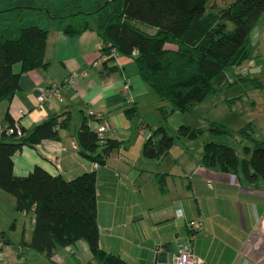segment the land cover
Returning a JSON list of instances; mask_svg holds the SVG:
<instances>
[{"label": "crops", "instance_id": "crops-1", "mask_svg": "<svg viewBox=\"0 0 264 264\" xmlns=\"http://www.w3.org/2000/svg\"><path fill=\"white\" fill-rule=\"evenodd\" d=\"M1 3L2 25L4 15L21 8L9 9ZM20 26L12 24L9 34L16 35ZM62 28L48 27L45 58L49 65L22 73L19 90L11 99L0 101V124L6 126L10 120L30 131L57 117L67 119L68 126L59 129L58 140L24 146L13 157L14 174L27 176L40 166L51 175L71 180L94 170L99 244L131 264H173V253L189 235L188 222L193 219L202 222L194 248L203 264H264L263 182L243 183L232 173L204 167L200 163L203 150L200 157L194 156L189 141H183L185 149L180 146L178 155L173 145L166 157H145L143 144L156 128L142 118L135 123L126 117L140 118L143 97L152 92L133 58L116 55L109 60L94 27L74 36ZM251 57L249 78L259 80V89L253 87L250 99L244 100L253 82L239 77L224 91L235 87L234 96L226 95L223 101L236 98L235 109H248L245 114L250 117L244 126L249 124L257 139L260 132L264 135V14L252 36ZM112 67L116 69L109 71ZM13 70L19 73L20 65ZM54 87L55 94L50 92ZM44 92L50 94L40 102ZM131 107L135 112L127 114ZM104 121L111 126L105 137L117 140L119 147L94 169L93 162L81 154L77 134L83 122L96 130ZM133 146L137 152L130 149ZM33 219V213L16 210L15 198L0 188V264H95L83 240L58 248L51 259L29 248Z\"/></svg>", "mask_w": 264, "mask_h": 264}, {"label": "trees", "instance_id": "trees-1", "mask_svg": "<svg viewBox=\"0 0 264 264\" xmlns=\"http://www.w3.org/2000/svg\"><path fill=\"white\" fill-rule=\"evenodd\" d=\"M90 1L89 11L79 9L76 13L96 14V24L85 22L79 28L68 24L63 26V32L74 36L94 27L103 43L102 52L111 56L109 60L116 55L133 58L139 76L159 99L169 101L173 110L182 112H192L197 104L239 79L236 76L232 82L229 71L251 58L252 34L264 14V0ZM14 7L24 8L10 9ZM62 17L52 15V19ZM48 33V27L33 24L21 25L15 37L0 35V101L11 99L19 90L22 73L49 65L45 58ZM135 50L137 54L133 55ZM17 64L19 73L13 70ZM240 79L255 81L249 77ZM131 111L135 112V108L126 109L127 114ZM14 124L10 120L6 126L0 124V188L15 198L16 210L34 214V229L27 246L51 259L58 248L83 240L95 264H131L99 244L94 170L71 180L51 175L40 166L27 176L14 174L13 157L24 146L58 140L59 129L66 128L68 120L52 117L30 131L21 127L20 136L16 132L8 133ZM211 124L217 126L210 128L217 135L244 133L253 144L244 146L245 156L241 158L230 144L207 141L203 144L200 163L209 169L232 173L243 183L264 184V141L253 137L250 125L233 131L217 122ZM179 133L195 139L202 130L181 125ZM77 141L81 154L99 165H104L111 152L119 147L117 140L107 139L105 135L101 145L96 130L86 122L78 131ZM174 143V137L159 126L149 132L142 153L147 158L160 159L170 154ZM162 186L160 183L161 189Z\"/></svg>", "mask_w": 264, "mask_h": 264}, {"label": "rangeland", "instance_id": "rangeland-1", "mask_svg": "<svg viewBox=\"0 0 264 264\" xmlns=\"http://www.w3.org/2000/svg\"><path fill=\"white\" fill-rule=\"evenodd\" d=\"M219 3V1H218ZM1 5L11 8L12 6H21L24 8L11 10L9 14L4 15L3 21L0 24V30H3V35L9 37H15L16 35H10L9 31L14 23H20L22 26H30L33 24H41L45 27L49 26H65L68 24H73L75 27H81L85 22H88L90 25L94 26L96 24L97 16L96 14H86L76 13L77 10L89 11L91 9L92 3L90 0H16L15 2L2 1ZM34 6L39 7V10L29 9L28 7ZM18 10H21L18 12ZM23 10V11H22ZM73 13H76L73 15ZM53 16L62 15V18L52 19ZM144 29L149 31L152 28L147 26H142ZM254 33V32H253ZM253 36V34H252ZM251 47H252V38H251ZM252 57L243 63L241 66L230 69L229 77L232 82L235 81V77H249L251 73V67L254 64ZM255 81L249 85L248 95L244 96V100L250 99V94L252 90L259 89L256 82L259 81L257 78ZM232 85V84H229ZM225 86L220 93L213 96L211 99L205 101L204 103L197 104L195 109L192 112H182L180 110H173V106L169 101H162L152 90L150 95L144 96L141 102V117L129 118L128 121H133L137 123L142 119L149 122L152 127L163 126L166 128L169 135L173 136L175 139L174 149L176 155H178L179 150L181 149L183 141H189L188 149L194 156L200 157L203 150V144L210 140L226 142L235 148L239 157H244L243 148L245 145L252 146V141L247 139L244 133H236L232 136H223L217 135L212 132L210 128H216L217 126L212 125L211 123L217 122L223 126L237 131L240 128L244 127L249 120L250 116H247L245 112L247 110L244 107L235 109L237 99L231 98L223 101V97L227 98L234 96L233 92L237 91L235 87L230 88L228 93L224 91L229 88ZM254 87V89H253ZM224 92V93H223ZM223 93V94H221ZM249 101V100H248ZM244 106L246 101L243 102ZM164 106L162 111L157 110V106ZM250 107V106H249ZM234 108V109H233ZM247 108V107H246ZM131 121V122H132ZM231 121V122H230ZM229 126H228V123ZM129 127L132 126V123H128ZM181 125L190 126L192 128H199L202 130V133L195 139H188L179 133V127ZM227 125V126H226ZM261 136H257V139H264L262 132L259 133ZM135 146V144H134ZM130 149L137 152L135 147ZM183 149H185L182 146ZM124 153V152H123Z\"/></svg>", "mask_w": 264, "mask_h": 264}, {"label": "built area", "instance_id": "built-area-1", "mask_svg": "<svg viewBox=\"0 0 264 264\" xmlns=\"http://www.w3.org/2000/svg\"><path fill=\"white\" fill-rule=\"evenodd\" d=\"M137 51L133 52V55H136ZM126 91L129 92V86H126ZM51 93H56V87L50 90ZM50 94L48 92H44L39 96V101L43 102L47 95ZM89 115H93L92 111H89ZM111 129L110 123L108 121H104L98 125L96 128V132L100 137V143L103 145L104 143V135L107 131ZM16 132L18 136L22 135V128L19 124H14L13 127L8 129V133ZM99 164L97 162H93V168H97ZM34 222V219H33ZM189 227V235L182 239L178 243L177 250L173 253L172 263L173 264H203V260L196 254L195 252V240L197 238L198 232L202 229V222L200 219H193L188 222ZM2 242L0 241V246Z\"/></svg>", "mask_w": 264, "mask_h": 264}]
</instances>
